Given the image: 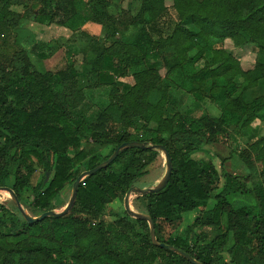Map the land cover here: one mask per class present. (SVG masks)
Listing matches in <instances>:
<instances>
[{"label":"trees","instance_id":"1","mask_svg":"<svg viewBox=\"0 0 264 264\" xmlns=\"http://www.w3.org/2000/svg\"><path fill=\"white\" fill-rule=\"evenodd\" d=\"M114 1L30 0L23 5L25 12L48 16L50 23L84 38L81 51L96 56L91 70L97 85L110 87L109 104L95 121L75 124L73 114L85 95L73 54L65 51V65L56 72L33 69L15 36L25 12L15 9L21 6L17 0H0V187L11 188L23 210L38 217L63 207L57 200L80 169H93L120 144H161L172 162L168 184L133 200V209L152 219L157 241L203 264H264V136L254 129L255 135L247 134L253 123L264 120V0H172L170 7L165 0H138L133 18L126 12L106 18L103 40L80 30L102 21V11ZM169 10L176 14L170 21ZM227 39L238 48L253 47L251 69L223 48ZM166 53L174 57L164 78L148 67L135 72L133 84L119 92L116 79L128 69ZM170 86L198 101L209 99L220 115L179 114L166 106ZM155 91L160 97L152 103ZM112 122L122 131L114 132ZM226 136L248 138L238 152L248 173L223 174L219 188L211 159L193 155ZM83 142L87 147H81ZM157 155L138 148L119 153L106 169L79 184L72 210L60 218L27 224L15 206L0 203V264H190L153 246L145 221L126 213L111 221L104 217L106 207L123 199L130 186L142 185ZM38 169L44 174L33 184ZM241 197L251 202L236 206ZM195 211L181 228L184 216ZM167 228L172 231L165 236ZM205 229L216 234L209 238Z\"/></svg>","mask_w":264,"mask_h":264},{"label":"rangeland","instance_id":"2","mask_svg":"<svg viewBox=\"0 0 264 264\" xmlns=\"http://www.w3.org/2000/svg\"><path fill=\"white\" fill-rule=\"evenodd\" d=\"M21 6L15 8L20 13L25 12L23 5H29L30 0H17ZM140 2L138 0H116L107 9L102 11V21H90L80 30L86 32L90 36H96L100 40H103L107 34L103 22L107 17L117 18L126 12V14L133 18L139 9ZM165 5L170 7L172 5V0H165ZM22 7V8H21ZM176 16L173 10H169L167 15V20L174 19ZM135 35V30H130L129 34ZM16 42L17 44L25 49L32 64L33 69L45 73V72H56L61 70L65 65V51H70L73 54V59L75 67L79 73L78 82L79 87L83 89L85 100L81 106L73 114V122L75 124L89 123L95 121L98 114L105 109L109 104V92L110 87L97 84V78L94 73H92L91 65L95 61L96 56L92 54H87L86 56L81 51V48L86 45L84 38H80L78 33H72L68 29L61 27L59 25L49 22V17L41 15L40 13L33 14L31 10L26 9L24 18L21 19L19 25L16 29ZM223 48L228 52H231L233 56L239 59L242 68L245 70L251 69L255 62V53L253 47L247 46L246 48L235 47L230 39H227L223 43ZM39 53L42 55L40 56ZM174 57L172 53H166L160 55L156 60H148L143 64H137L130 69H128L125 77L116 79L117 86L120 93H125L128 88L133 84V74L139 70L154 67L158 70V73L162 78L165 77L167 73V63ZM117 64V61H115ZM258 93L253 94L256 96ZM252 94H249V100L253 98ZM160 97L158 92H153L150 96V101L156 103ZM166 106L171 107L173 110L182 114L183 116L198 117L202 114H208L212 118H217L220 115L215 103H212L209 99L203 98V100H196L190 94H187L180 89L170 86L167 97ZM110 128L119 133L122 131V127L112 122ZM258 130L256 136H264V120L257 121L252 124V126L247 129L249 131L248 136L251 137L255 135L254 130ZM132 131V130H130ZM230 134V133H228ZM248 140L247 137H243V140L236 136L232 139L230 136L222 137L217 140L216 143L210 146H204L206 152L197 153L193 155V158L207 159L210 158L211 162L215 166L217 172L220 175L219 188L222 187L224 178L223 174H230L232 176H245L248 170L245 168L242 161L239 159L238 152L242 146ZM241 146H238V144ZM82 148L87 147V143H82ZM96 151V148L94 149ZM165 161L164 156L161 152L152 162L150 166L147 167L148 173L144 178L140 180L142 185H136L138 187H152L157 184V181L163 175L165 171ZM113 169H118V166L114 165ZM80 172H83L80 169ZM44 172L41 169L35 171L32 176V183L35 184L41 179ZM49 177V176H48ZM71 186L67 185L62 191L57 202L59 204H67L71 195ZM0 203L5 205L7 208L13 209L14 206L11 202V198L7 192L0 191ZM2 197V199H1ZM136 197L131 198V207H133V200ZM250 199L246 197L238 198L235 201V205L239 206L241 204L248 205ZM209 206L213 205V201H209ZM63 206V207H64ZM57 208L55 211H60L62 208ZM26 212V211H25ZM123 199H117L110 205L106 207L105 218L111 221L115 217L124 215ZM198 214L197 211L192 212L184 216V222L181 228H184L187 223H190ZM171 228L165 230V236L170 234ZM204 232L209 238H212L216 231L213 229H205ZM223 258L229 261V256L226 252L222 253Z\"/></svg>","mask_w":264,"mask_h":264},{"label":"water","instance_id":"3","mask_svg":"<svg viewBox=\"0 0 264 264\" xmlns=\"http://www.w3.org/2000/svg\"><path fill=\"white\" fill-rule=\"evenodd\" d=\"M131 148H138V149H142V150L148 149V150H155L157 152H161L164 156L166 168H165L163 175L157 181V184L155 186H152V187L148 186V187H143V188L138 187L136 185L130 186V188L127 190V192L125 193L124 198H123L124 212L130 218L135 219V220H143L148 224L149 236H150V240H151V243L153 244V246L161 248L167 252L176 254V255L184 258L190 264H203L201 262L196 261L189 254L185 253L184 251L180 250L179 248H176L174 246H171V245H168L165 243L158 242L156 237H155L154 223H153L152 219L150 218V216L145 214V213L137 212L131 207V198L133 196L137 198V197H142V196H145L148 194L158 193V192L162 191L166 187V185L168 184V181H169L171 173H172V162H171V157H170L169 152L161 144H146V143L137 142V141L124 142V143L120 144L107 160L99 163L93 169L83 171L78 175L76 180L72 183L71 195H70V198H69L67 204L62 208V210H60L58 212L55 210H51V211H46V212L42 213L38 217H32L27 212H25L23 210V207L21 206L16 194L12 191L11 188L0 187V191H4V192L8 193V195L11 198L12 204L21 213L22 217L24 218V220L26 221L27 224H33L36 222H40V221L47 219V218H60L62 216L67 215L72 210V208L75 204V201H76V196H77L79 184L86 177L92 176L96 172L101 171L103 169H106L111 163L114 162V160L117 158L119 153H122L125 150L131 149ZM48 176H49V174L46 173L45 182L47 181Z\"/></svg>","mask_w":264,"mask_h":264},{"label":"bare ground","instance_id":"4","mask_svg":"<svg viewBox=\"0 0 264 264\" xmlns=\"http://www.w3.org/2000/svg\"><path fill=\"white\" fill-rule=\"evenodd\" d=\"M2 193H0V195H1ZM2 196V195H1ZM1 199H2V197H1Z\"/></svg>","mask_w":264,"mask_h":264}]
</instances>
